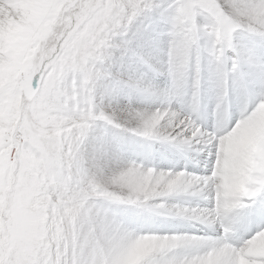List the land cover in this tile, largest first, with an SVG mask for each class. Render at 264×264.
<instances>
[{
	"label": "snow or ice",
	"instance_id": "obj_1",
	"mask_svg": "<svg viewBox=\"0 0 264 264\" xmlns=\"http://www.w3.org/2000/svg\"><path fill=\"white\" fill-rule=\"evenodd\" d=\"M0 264H264V0H0Z\"/></svg>",
	"mask_w": 264,
	"mask_h": 264
},
{
	"label": "bare ground",
	"instance_id": "obj_2",
	"mask_svg": "<svg viewBox=\"0 0 264 264\" xmlns=\"http://www.w3.org/2000/svg\"><path fill=\"white\" fill-rule=\"evenodd\" d=\"M142 255H143V250H142L141 253L138 255L137 259H139L140 256H142Z\"/></svg>",
	"mask_w": 264,
	"mask_h": 264
}]
</instances>
